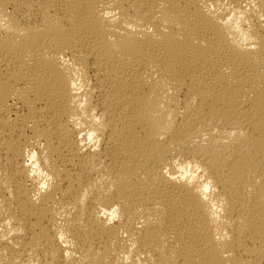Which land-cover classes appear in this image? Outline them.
<instances>
[{
  "label": "bare ground",
  "instance_id": "6f19581e",
  "mask_svg": "<svg viewBox=\"0 0 264 264\" xmlns=\"http://www.w3.org/2000/svg\"><path fill=\"white\" fill-rule=\"evenodd\" d=\"M0 264H264V0H0Z\"/></svg>",
  "mask_w": 264,
  "mask_h": 264
}]
</instances>
